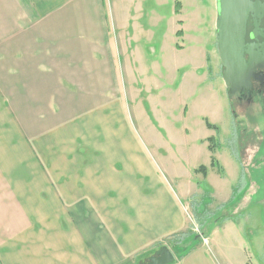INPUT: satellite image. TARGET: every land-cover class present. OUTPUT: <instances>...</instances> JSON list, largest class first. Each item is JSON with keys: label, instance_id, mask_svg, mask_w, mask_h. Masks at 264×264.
<instances>
[{"label": "crops", "instance_id": "1", "mask_svg": "<svg viewBox=\"0 0 264 264\" xmlns=\"http://www.w3.org/2000/svg\"><path fill=\"white\" fill-rule=\"evenodd\" d=\"M128 1L116 10L112 0H0V264H131L188 229L193 201L217 204L206 235L215 223L240 224L241 212L223 213L243 175L236 151L232 172L216 157L200 165L188 155V179L124 127V82L142 79L133 57L157 53L153 39L136 46L154 13ZM173 1L168 16L156 14L167 21L169 55L184 57L165 64L167 76L178 78L182 65L197 76L202 66L185 57L182 1ZM213 173H231L230 187L201 188ZM209 240L170 264H236L213 255Z\"/></svg>", "mask_w": 264, "mask_h": 264}, {"label": "rangeland", "instance_id": "2", "mask_svg": "<svg viewBox=\"0 0 264 264\" xmlns=\"http://www.w3.org/2000/svg\"><path fill=\"white\" fill-rule=\"evenodd\" d=\"M122 1L126 3L128 0ZM162 1L137 0L141 14L144 8L146 13L151 11L154 16L150 19V30L137 33L136 46L138 49L144 48L145 41L153 39L150 48L157 53L155 57L140 54L133 57L135 72L142 79L135 87L129 76L128 81L124 82L125 116L129 122L124 127L137 140L138 143L134 145L140 144L155 162L167 165L188 179L189 156L200 165H209L211 157H216L225 169L232 172L235 160L232 152L236 151L243 175L238 179L234 176L235 207L230 206L223 213L241 212L240 224L236 222V227H225L215 223L208 230V236H202L201 241L209 246L212 237L214 249L208 248L220 259L239 264V259L249 257L251 264H264V162H260L264 160V96L254 93L248 100L247 97L239 98L240 92L232 95L228 92L222 78L223 66L216 40L217 0H181L182 18L185 21L182 32L183 35L185 32L187 34L185 57L188 62L195 61L197 67L202 66L203 71H198L196 76L194 69H184L182 65L178 78L168 77L165 64L181 58L183 62L184 57L174 59L169 55V47H165L167 21L164 19L160 23L156 14L168 16L174 1L169 0V4L166 0ZM112 2V6L119 10L115 3L120 4L121 0ZM142 2L144 7L141 9ZM149 73L152 76L147 78ZM219 179L213 173L207 181L196 180L202 181L201 188H215L223 192L224 187H230L233 175L229 173L228 178ZM198 205L202 214L204 209L208 211L217 206L213 202H205L202 206L198 202ZM187 211L189 224L195 226L197 217L190 205ZM216 217L209 218L204 224L209 226ZM193 231L189 239L181 243L183 248L190 246L194 235L200 233ZM238 234L245 240L242 247ZM157 249L153 247L149 253L137 255L131 264L147 261Z\"/></svg>", "mask_w": 264, "mask_h": 264}, {"label": "water", "instance_id": "3", "mask_svg": "<svg viewBox=\"0 0 264 264\" xmlns=\"http://www.w3.org/2000/svg\"><path fill=\"white\" fill-rule=\"evenodd\" d=\"M216 40L222 78L230 94L248 91L264 70V0H217ZM167 245L138 264H170Z\"/></svg>", "mask_w": 264, "mask_h": 264}, {"label": "trees", "instance_id": "4", "mask_svg": "<svg viewBox=\"0 0 264 264\" xmlns=\"http://www.w3.org/2000/svg\"><path fill=\"white\" fill-rule=\"evenodd\" d=\"M212 160H214V159H212ZM192 209H193L194 214H196V217H197L195 219L196 221L194 220L195 221L194 223L196 225H198V228L200 230V234H203L204 237H207V236H205L206 234L203 231V227L205 225L204 223H206L205 221H207L209 218L214 216V211H212V210H208L207 211V209H204L205 211L202 214L200 206L198 205V203L196 201L192 202ZM193 225L194 224L190 225L186 231L180 232V233L175 234L172 237L168 238L164 243L158 244V247H156V249L159 248L162 245H167L174 251V253L176 255V259L173 262H175L179 258H182L189 251H191L195 246H197V244L199 243V241L202 238L200 236V234L197 233V234L194 235L193 242H192V244L190 246L184 247V248L181 246V243H183L190 236V234L192 232H194L193 231V229H194ZM187 233H189V235H187ZM148 251L140 253L139 256L143 255V254H146V253H149Z\"/></svg>", "mask_w": 264, "mask_h": 264}, {"label": "flooded vegetation", "instance_id": "5", "mask_svg": "<svg viewBox=\"0 0 264 264\" xmlns=\"http://www.w3.org/2000/svg\"><path fill=\"white\" fill-rule=\"evenodd\" d=\"M254 93L257 95L264 96V70L260 71V79L253 80L251 88L248 91L240 92L238 94V97L239 98L247 97V99L250 100V97Z\"/></svg>", "mask_w": 264, "mask_h": 264}, {"label": "built area", "instance_id": "6", "mask_svg": "<svg viewBox=\"0 0 264 264\" xmlns=\"http://www.w3.org/2000/svg\"><path fill=\"white\" fill-rule=\"evenodd\" d=\"M194 230H196L197 232H200V230H199V228H198V226H197V225H195V228H194Z\"/></svg>", "mask_w": 264, "mask_h": 264}]
</instances>
